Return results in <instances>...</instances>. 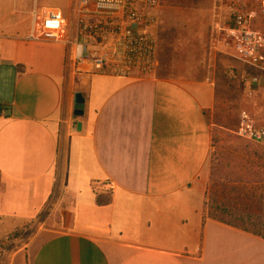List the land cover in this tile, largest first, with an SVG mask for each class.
I'll list each match as a JSON object with an SVG mask.
<instances>
[{
	"label": "crops",
	"instance_id": "crops-1",
	"mask_svg": "<svg viewBox=\"0 0 264 264\" xmlns=\"http://www.w3.org/2000/svg\"><path fill=\"white\" fill-rule=\"evenodd\" d=\"M213 6L161 3L155 71L120 77L27 38L58 7L72 41L75 0H0V238L24 229L8 264H264L263 238L203 218L218 68L245 66L210 50Z\"/></svg>",
	"mask_w": 264,
	"mask_h": 264
},
{
	"label": "built area",
	"instance_id": "built-area-1",
	"mask_svg": "<svg viewBox=\"0 0 264 264\" xmlns=\"http://www.w3.org/2000/svg\"><path fill=\"white\" fill-rule=\"evenodd\" d=\"M214 0L210 50L220 42L259 73L264 74V29L255 21L264 19V0ZM76 35L67 39L68 23L58 7H37L31 13L28 39L71 42L74 57L91 65L94 73L120 77L153 74L158 65L157 38L151 30L157 22L161 0H75ZM222 8L226 19L219 20ZM241 73L242 82L257 86L260 74ZM249 89V88H248ZM239 138L264 143V126L246 110L238 115Z\"/></svg>",
	"mask_w": 264,
	"mask_h": 264
},
{
	"label": "rangeland",
	"instance_id": "rangeland-1",
	"mask_svg": "<svg viewBox=\"0 0 264 264\" xmlns=\"http://www.w3.org/2000/svg\"><path fill=\"white\" fill-rule=\"evenodd\" d=\"M38 2L39 5L61 6L64 0H38ZM201 2L202 0H164V4L176 6L179 12H188L192 8L198 9ZM255 24L264 29V19L255 21ZM177 49H179L178 45ZM174 54L182 55L181 52L176 51ZM241 73L258 74L259 72L248 65L240 71L235 66L218 68V82L215 84L217 99L213 109L208 110L212 139L207 164L209 175L212 164H215V180L212 184L208 175L205 187L207 195L204 214L206 216L210 213L223 216L222 207L228 210L244 209L264 214V202L261 200L262 185L238 182L236 180L238 174H234L238 162L243 157L242 148L245 145L259 144L236 135L239 112L248 111L259 124L264 126V83H261L260 87L245 85L240 78ZM19 231L18 238L3 241L4 248L0 264L10 262L12 258L10 252H13L18 245L15 242L22 238L24 229H19Z\"/></svg>",
	"mask_w": 264,
	"mask_h": 264
},
{
	"label": "trees",
	"instance_id": "trees-1",
	"mask_svg": "<svg viewBox=\"0 0 264 264\" xmlns=\"http://www.w3.org/2000/svg\"><path fill=\"white\" fill-rule=\"evenodd\" d=\"M164 3V0H161ZM243 157H241L238 165L234 170V174H238L236 180L245 184H261L263 191L261 194V200L264 202V145L251 144L245 145L242 148ZM215 164H212L209 180L213 184L215 180ZM238 168V169H237ZM206 195L203 207V218H211L220 221L224 224L239 228L243 231L259 236L264 239V214L260 212H252L248 210H228L222 207V215L217 216L214 213L205 215L206 210ZM97 202L102 201L97 198ZM19 229L14 230L12 233L0 238V258L3 252L4 240L11 241L18 238L20 235Z\"/></svg>",
	"mask_w": 264,
	"mask_h": 264
},
{
	"label": "water",
	"instance_id": "water-1",
	"mask_svg": "<svg viewBox=\"0 0 264 264\" xmlns=\"http://www.w3.org/2000/svg\"><path fill=\"white\" fill-rule=\"evenodd\" d=\"M82 111L81 110H76V114H81Z\"/></svg>",
	"mask_w": 264,
	"mask_h": 264
}]
</instances>
